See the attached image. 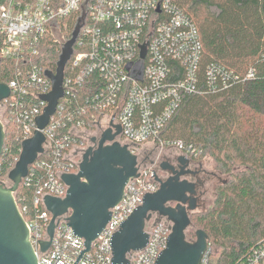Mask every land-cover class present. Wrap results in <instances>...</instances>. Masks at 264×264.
<instances>
[{
  "label": "built area",
  "instance_id": "2783aa9c",
  "mask_svg": "<svg viewBox=\"0 0 264 264\" xmlns=\"http://www.w3.org/2000/svg\"><path fill=\"white\" fill-rule=\"evenodd\" d=\"M70 17L77 18L75 26L80 24V28L64 67L63 96L47 125L40 129L45 136L44 152L29 166L22 182L34 173V165L47 163L49 168L33 194L32 211L29 213L26 205L18 209L23 218L28 215L24 220L38 264H109L113 233L145 193L158 188L151 164L139 165L138 176L127 183L122 200L112 209L110 220L89 252L81 255L84 240L66 224L65 216L55 226L50 246L41 251L40 242L48 238L51 219L42 198L66 194L67 187L59 176L78 170L88 135L84 125L98 129L105 121L104 129L113 121L120 125V136L129 145L158 141L163 147L172 143L159 139V132L184 95L219 90L237 76L212 62L202 71L198 27L172 0H0V64L4 59L12 65L8 81H0L9 88V94L0 100V120L3 125L9 121L19 124L20 144L33 135L36 118L47 105L41 98L52 88L46 71L56 72V66L50 69L37 61L40 48L46 45L44 37L51 35L63 46L67 40L62 29ZM140 63L141 76H132ZM247 76H252L251 69ZM83 86L92 90L91 94L84 98V104L76 105L77 91ZM80 113L87 115L86 123L76 118ZM175 145L182 148L179 142ZM168 226L163 221L149 223L147 244L131 252L126 264H154L166 247ZM211 250L208 242L200 264L208 263ZM240 264H264V243Z\"/></svg>",
  "mask_w": 264,
  "mask_h": 264
},
{
  "label": "trees",
  "instance_id": "16d2710c",
  "mask_svg": "<svg viewBox=\"0 0 264 264\" xmlns=\"http://www.w3.org/2000/svg\"><path fill=\"white\" fill-rule=\"evenodd\" d=\"M196 23L203 45L202 71L208 63H218L232 72L226 87L214 91L184 95L159 132L166 143H181L183 154L197 158L210 156L218 171L227 177L214 189L212 205L192 215V221L208 235L213 248L207 264H240L264 243V0H172ZM77 18L65 20L63 39L68 40ZM37 59L54 69L62 42L44 37ZM10 62L1 60L0 81L9 79ZM178 67V66H177ZM252 76L248 77L249 70ZM92 90L83 86L77 91L78 101ZM87 121V115L75 114ZM19 124H4L5 140L0 156V181L6 177L20 153L17 138ZM96 130L86 123L84 139ZM158 142V141H157ZM156 142V143H157ZM141 145H131L132 150ZM139 165H147L139 161ZM34 173L15 192L21 208L32 211V197L44 178L48 164L34 165ZM28 220V215L24 214ZM191 218V216H190Z\"/></svg>",
  "mask_w": 264,
  "mask_h": 264
},
{
  "label": "water",
  "instance_id": "95a60500",
  "mask_svg": "<svg viewBox=\"0 0 264 264\" xmlns=\"http://www.w3.org/2000/svg\"><path fill=\"white\" fill-rule=\"evenodd\" d=\"M80 24H77L71 37L64 42L56 62V72L46 71L52 82L51 90L41 95L47 101L42 114L36 118L37 129L33 135L21 141L20 153L7 173L11 185L0 181V264H38L37 256L29 240L26 222L18 209L15 192L23 178L28 175L29 166L44 152L45 136L40 131L55 112L58 99L63 96L62 79L64 67L70 58L73 44ZM145 56L142 46L141 57ZM142 64L131 72L134 77L141 76ZM9 94V88L0 82V100ZM121 127L110 121L98 136L91 137L96 146H88L82 153L76 172L61 173L59 178L66 185V194L56 197L43 196L44 207L51 214L47 226V239L42 240L41 251L51 244L54 228L60 218L72 229L74 234L84 240L81 255L91 250L92 243L110 220L111 212L123 197L127 183L138 176V155L118 135ZM5 140V130L0 120V156ZM190 158L185 154L177 157L178 166L160 164V168H169L171 174L161 179L153 192L145 193L142 202L121 223L111 238L112 256L109 264H126L128 255L142 249L148 242V226L153 215L164 217L169 222L166 247L157 256L154 264H200L208 245V235L201 229L195 230V239L186 237L191 225L190 214L196 210L198 197L202 192L197 183L186 177L195 173L187 167ZM68 213V214H67ZM67 214V215H65ZM156 221L152 222L154 225Z\"/></svg>",
  "mask_w": 264,
  "mask_h": 264
},
{
  "label": "rangeland",
  "instance_id": "374dc122",
  "mask_svg": "<svg viewBox=\"0 0 264 264\" xmlns=\"http://www.w3.org/2000/svg\"><path fill=\"white\" fill-rule=\"evenodd\" d=\"M96 130H94L95 132ZM93 135V134H92ZM174 150L179 151V148L175 143L172 144H165L163 147H159L157 143H148L145 145H142L140 147L135 148V153L138 155V160L140 162H144L147 165H150L157 170L158 173L163 174L164 173L160 170H158V165L159 162L164 158L170 156L171 152H174ZM195 160L193 161V165L199 166V163L202 165V167L207 171L210 172L212 171L213 173L216 174L215 177H211L209 180L205 181L204 186L202 187L203 194L198 198V207L196 210L192 211L190 216H191V225L187 228L186 230V237L189 240H194L195 239V230L199 228L194 222L192 221V215L194 213H197L198 211H201L203 209L208 208L209 206L212 205L213 199H214V189L215 186L222 180H224L227 175L225 173H222L217 170L216 164L214 160L206 155H200L197 158H194ZM3 182L10 186L12 181L8 179L7 175L3 179ZM213 248V257H216L218 255V251L216 250L215 246L211 244Z\"/></svg>",
  "mask_w": 264,
  "mask_h": 264
},
{
  "label": "flooded vegetation",
  "instance_id": "af4514ba",
  "mask_svg": "<svg viewBox=\"0 0 264 264\" xmlns=\"http://www.w3.org/2000/svg\"><path fill=\"white\" fill-rule=\"evenodd\" d=\"M105 125H106V122H105V121H102V122L100 123V125L98 126V129H96V131L93 132L92 134L98 136L99 133H100V131L102 130V127H104ZM99 128H100V129H99ZM93 135H92V136H93ZM92 136H91V137H92ZM119 136H120V134L118 135V137H119ZM91 137H90L89 140H86V143L84 144V150H85V148L88 147V146H94V147L96 146V142H92V141H91ZM118 139H119L121 142L124 143L123 138H122L121 136H120ZM152 144H154V143H152ZM141 146H142V145H141ZM83 152H84V151H83ZM180 154H182V152H181V150L179 149V151L174 150V152H171V153H170V156H168V157H164V158L159 162V165H158V168H157L158 170L162 171V172L164 173V175L158 173L157 170L155 169L156 175H158L161 179H164V178H166L167 176H169V175L171 174V170H170L169 168H166L165 170L161 169V168H160V164L163 163V162H166V165H168V166H174L175 168H177V166H178L177 157H178ZM188 157H189V156H188ZM189 158H190V161H189V163H188V165H187L186 168H188V169H190V170H192V171H196V172H195V173H187V174H186V177L192 179L193 181H195V182L197 183L198 190H200V191L202 192V194H203L202 187L204 186L205 181H206V180H209L211 177H215L216 174L213 173L212 171L207 172V171L202 167V165H201L200 163H199V166H195V165H193V161H194L195 159H194V158H191V157H189ZM202 194H200V196H201ZM200 196H199V197H200ZM199 197H198V198H199ZM67 214H68V213H67ZM67 214H65V215H67ZM153 221H156V222H157V221H163V222L169 224V222H168L164 217H160V216H158V215H153V216H152V219L150 220L149 223L151 224Z\"/></svg>",
  "mask_w": 264,
  "mask_h": 264
}]
</instances>
